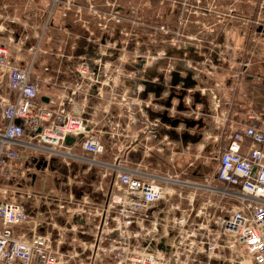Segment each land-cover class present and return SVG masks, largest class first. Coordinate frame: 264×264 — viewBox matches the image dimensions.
Instances as JSON below:
<instances>
[{"label": "built area", "instance_id": "built-area-1", "mask_svg": "<svg viewBox=\"0 0 264 264\" xmlns=\"http://www.w3.org/2000/svg\"><path fill=\"white\" fill-rule=\"evenodd\" d=\"M83 1L98 15L97 25L80 15ZM145 1L139 2L142 9L157 6L154 0ZM50 2L48 24L52 20L54 26L58 9L64 17L77 10L76 22L80 21L88 34L83 47L74 42L72 49L78 53L68 58L66 69L43 66L45 72L53 73L49 82L61 87L62 94L57 97L42 93L36 75L37 51L21 65L12 62L8 46L0 44V72L15 94L13 100H0V264H74L76 259L79 264H264V114L249 111L247 122L230 135L225 148L218 150L215 186L208 180V184H199L177 176L174 179L158 168L130 166L113 148L116 145L123 150L120 145L128 129L139 123L144 128L130 135L133 145L143 142L144 136L158 137L157 127L163 121L151 120L147 113L153 97L140 96L149 83L163 88L161 96L168 103L165 116L176 120L183 110L178 107L190 105L192 98L184 93L182 98L171 96L172 90L185 91L184 83H172V74L190 70L201 75L198 55L211 66L222 54L229 58L227 48L225 51L218 41L226 38V30L230 31L236 20L245 29L252 25L255 34L264 35V0H162L167 16L173 10L178 14L175 25L161 27L165 35L152 27L158 24L154 18L147 23H143L145 18L134 22L146 25L151 30L147 34L136 29L130 33L124 27L129 25L124 19L125 0ZM70 27L66 25L65 30ZM93 27L101 34L95 35ZM191 28L194 33L187 32ZM207 32L209 38H204ZM158 44H163L157 53L160 58L151 55ZM168 49L169 54L171 49L180 51L181 63L196 62V66L193 70L183 64L180 70L170 64L157 67L160 59L172 57ZM147 53L153 56L151 61ZM61 61L65 63L64 58ZM242 65L246 71L250 63ZM153 71L163 75L149 77ZM65 74H70L71 80L59 81ZM92 96L109 114L97 131V108L89 101ZM113 108L118 113H112ZM69 136L76 141L67 144ZM164 140L168 141V136ZM106 141L113 149L109 150V161L100 159L107 151ZM79 147L83 154L77 152ZM153 150L150 147L149 151ZM58 159L67 169L73 162L98 167L100 174L107 169L104 177L109 180L100 184V197H79L73 189L42 193L27 186L40 171L35 164L45 161L49 167ZM204 187L210 195L203 196ZM53 200L57 207L54 215L65 216V226L69 222L70 227L56 226V236L38 231L28 235L23 228L37 229L43 223L33 221L28 208L44 203L52 212Z\"/></svg>", "mask_w": 264, "mask_h": 264}, {"label": "crops", "instance_id": "crops-1", "mask_svg": "<svg viewBox=\"0 0 264 264\" xmlns=\"http://www.w3.org/2000/svg\"><path fill=\"white\" fill-rule=\"evenodd\" d=\"M4 7H9V3H7V0H0V10H4ZM230 38H221L219 39V43L223 45V48L226 50L227 46H225V42H228L230 44L231 42H234L235 47L232 50H228L226 54H229V60L230 58L234 61V64L231 66H228V63L226 60L228 59L227 55H220V59H215L213 61L214 66H211V64H207L208 60H204V57L199 56L197 57L198 60L202 61V64L200 65L199 72L201 70V75L204 76L207 75L209 77V74L211 76H220L219 78H214L215 85H212V92L215 94L216 99L214 98L213 104H211V101L209 103V100L206 98V93H203V97L201 101H197L205 106L206 110L208 111L210 109L211 114V120L215 122L214 128L212 127L211 132V138L210 141L212 143L217 144V149L220 150L221 148H225L229 142L230 135L234 132L239 130L243 127V125L247 122L248 113L251 110H256L260 114H264V48H261V41L260 39H264V35H257L252 31V25L249 28H246L242 25V22L239 20H236L234 22L233 26H231V29L229 31ZM61 37V36H60ZM27 39V38H26ZM23 40L22 45H28L27 40ZM251 43H254L253 46ZM18 46V44H17ZM41 44L39 45L40 49ZM73 44L70 46L69 51L66 52L64 50L65 54V62L62 64V59L60 58L59 54L61 52V48L50 47L49 55L42 56L41 53L38 52L37 54V66H36V75L39 76V82L42 88V93L46 94L48 96H55L57 97L59 94H62V90L59 84H53L49 82L50 76L53 74L52 72H45L43 66L47 65L50 68H61L66 69L68 67L69 59H72L73 54H77L78 51L72 49ZM23 46H18L17 51L11 54L10 52V60L14 63L18 64H25L28 62L31 57L34 54V49L37 48L34 47V45H30L27 47V49L24 52ZM246 48H249V56H246V59L241 56V53L246 50ZM242 49V50H241ZM10 51V50H9ZM28 51H30L28 53ZM231 51V53H229ZM246 53V52H245ZM252 55H259L261 57V64L260 67L256 65H252L251 60L253 57ZM241 55V56H239ZM69 58V59H68ZM217 58V57H216ZM227 60V61H229ZM240 60L249 61L251 67L249 66L246 71H244L245 68L243 67H236V62H239ZM245 61H240L239 64ZM206 63V64H205ZM209 63V62H208ZM244 71V72H243ZM206 74V75H205ZM0 75L3 77L2 73L0 72ZM70 74H65L64 76L59 77V81L62 79L71 80ZM152 75V76H151ZM150 76L153 77L156 75V73H152ZM188 77V76H187ZM56 80V76H55ZM195 82L193 80L191 75V82ZM201 82V81H200ZM205 82L202 81V84ZM46 85V86H45ZM209 90V86L204 88V92L206 90ZM163 88L159 87L158 83H149L147 85V88L142 92L140 95L141 98H147L149 99L150 96L153 97V105L147 108V113L151 120H154L156 118H161L163 123L157 127L158 128V137L153 138L150 142L149 140L145 143L140 142L136 145L132 144V139L129 138L130 135L136 131H138L141 128H144V126L139 123L137 127L129 128L128 136L125 138V141L121 146L123 150H121L116 145H113V148L117 151H119V155H121L123 158H126L130 166H136V165H144L148 168L153 169H161L162 172L164 170L162 169V160H163V154L164 148L160 146V144L165 145L164 138L165 136H168V141L173 138V134H176L175 136L177 138H180V140L184 141L183 143H189L193 140L195 141V135L198 134V132L194 131L195 127L199 125L197 123L194 127H189V129H186V127H183L182 121L185 123L187 121H199L200 117L192 116V115H185L183 116V119L179 121L177 125L173 124L174 120H171V118H167V120L164 118L166 114L165 106L168 105L167 98H163L162 95ZM218 92V93H217ZM0 100L6 99V100H13L15 97V94L11 91H9L7 85L6 89L2 93L0 92ZM159 96L157 99L160 103H156V97ZM81 102L82 100L79 99ZM90 106L97 108V116L94 118V121L98 123L95 126V130L102 129L104 125L106 124V120L109 119V114H105L102 106L99 103V100L94 98L93 96L90 97ZM199 106H197V110L199 109ZM72 106H69L71 108ZM0 109H1V102H0ZM114 109V110H113ZM112 109V113H118L115 108ZM203 109V108H202ZM201 109V110H202ZM90 110V109H89ZM195 113V111H192ZM185 114V113H184ZM0 127L3 125V118L1 117L0 113ZM123 123L126 122V119L121 120ZM208 123V122H207ZM206 127V126H205ZM201 130V129H200ZM202 134V130L199 131ZM208 132V128H207ZM179 133V134H178ZM199 137L202 138L203 136ZM203 135V134H202ZM207 135V133H206ZM108 139V137H107ZM191 140V141H189ZM220 140L223 142L221 143ZM209 141V140H208ZM107 144V151L100 156L101 160L109 161L112 159V155L110 154L109 150L111 149V145L109 141H106ZM185 143V144H186ZM158 145V146H157ZM204 146V145H203ZM150 147H153V151H149ZM160 148H163V151H158ZM79 154H83V150L79 147L76 149ZM217 150V152H218ZM113 151V149H111ZM107 152H109V155H107ZM179 155L183 154L185 155V150L179 151ZM28 161L33 160L31 158L27 159ZM36 162L33 160V163ZM29 163V162H28ZM39 163V162H38ZM38 163L35 164L37 170L40 169L39 172H37V175L33 174V181L29 183L28 185L25 184L24 186H28L35 190L36 192H52V191H71L70 189H73L77 196L82 197V195L90 194L93 198H99V190H100V184H106L109 180L108 176L104 177V173L108 174L107 169H103V172L100 174L98 167H91L88 164L82 163V162H73V164L70 166V168H66L65 165L58 159L53 160L51 165L49 167H44L41 165L40 168H38ZM158 163H161V166L158 167ZM194 166V163L191 165ZM46 169V170H45ZM65 170V172L63 171ZM50 176L51 181H47V177ZM70 178V179H69ZM47 189H41V186L46 187ZM62 185L66 186L64 188ZM29 203L31 201H28ZM32 203V202H31ZM49 208L45 206L44 203L39 205H34L32 208H28V211H30L32 215L33 221L38 219L42 221L43 223L40 225L39 228L29 227L26 226L25 229L28 235H31L30 231H38L41 233H49L56 236L58 233L56 226L69 228L71 224H67L65 226L66 218L65 216H55L54 213L57 211V207L55 204V200L52 202L51 210L52 212H49ZM52 217V222L49 223L50 218ZM57 221V222H56ZM58 223V224H57ZM76 224V223H74ZM22 229V228H21ZM72 232L70 231L69 235H71ZM74 264H79V260L76 259Z\"/></svg>", "mask_w": 264, "mask_h": 264}, {"label": "rangeland", "instance_id": "rangeland-1", "mask_svg": "<svg viewBox=\"0 0 264 264\" xmlns=\"http://www.w3.org/2000/svg\"><path fill=\"white\" fill-rule=\"evenodd\" d=\"M3 1V0H2ZM130 0H125V7L127 8L125 13L126 15L124 16V19L126 22L129 24L127 27L124 26L130 33H133L132 31L136 29L137 31L143 30L145 34H147V31H151L146 25L144 24H138L135 25V20L136 18H145L143 20V23H147L151 21L152 18L158 23V24H152V27H155V29H159L161 31V34L165 35L164 32L161 30V27L163 25H169V23H172L175 25V22L177 23L178 19V14L173 10L172 12L169 11V16H167V11H166V6L165 4H161L162 0H154L155 3H157V6L154 9H149L147 7H144L143 9L139 7V2L140 3H145V0H131L130 2H134L135 4H131L129 2ZM99 1H97L98 3ZM7 3H9V7H4V10H0V44L3 43L6 46H8L11 54L17 51L18 46H23L24 52L27 49V47L30 45H34V47L37 48V46H40V49L37 52L41 53L42 56L49 55V50L50 47L56 48H61L60 52V58H62V54H66V52L69 51V48L74 42H77L78 46L83 47L85 43V37L88 34L87 30L85 29L86 27H83L82 23L80 21L76 22L77 17L75 16V12H70V14L67 17L63 16V10L58 9L56 11L57 17L53 20L54 26H51V22L48 24V17H49V11L51 9V2L50 0H7ZM86 1H83L82 5L83 8L81 9L82 16L90 18L91 25H97L98 22H100L98 15L94 11L89 10L90 6L88 9L86 8ZM81 5V4H80ZM100 4H97L99 6ZM134 7V8H133ZM139 7V9H138ZM161 7V8H160ZM129 12V13H128ZM244 14H246V10H242ZM247 15V14H246ZM167 16V17H166ZM97 18V19H96ZM79 20V19H78ZM167 20V22H165ZM137 21V20H136ZM66 25H71L70 30H65ZM86 25V24H85ZM135 25V26H134ZM94 29V34L97 35L98 33L101 34L99 30H97L95 27ZM195 29L191 28L188 30V33H194ZM226 38H230V33L229 30H226ZM228 33V34H227ZM98 34V35H100ZM210 33H206L205 37L209 38ZM80 36L77 38V36ZM61 36V37H60ZM27 38V39H26ZM159 38H162L161 36ZM27 40L28 45H22L23 40ZM261 43V48H264V39H260ZM178 42V41H176ZM18 44V46H17ZM254 43H251L253 46ZM225 46H227V50H232L235 47L234 42H231L228 44V42H225ZM163 49V44H158L155 45V47L151 50V55H156L157 57L159 56L157 53ZM170 49V48H169ZM169 49H168V54H169ZM242 50V49H241ZM36 49H34L33 52H35ZM30 51H28L29 53ZM231 52V51H230ZM246 52V53H245ZM26 53V52H25ZM44 54V55H43ZM149 60L151 61L153 56H151L149 53ZM179 55H181L180 51L171 49L169 56H172L171 58L166 57L164 59H160L157 67H164L166 68L168 64L171 66H177L176 70H180L179 68H183L181 64L190 66L193 70L194 66H196V62H186L181 63L179 60ZM243 55V56H241ZM241 57L243 59H246V56H249V48H246L245 51L241 53ZM253 57L251 60L252 65H256L260 67L261 64V57L259 55H252L250 56ZM66 59L65 57H63ZM160 58V57H158ZM229 60V58L227 59ZM226 62L229 65H233L235 60H232L230 58L229 61ZM240 61H245V60H240ZM239 61V62H240ZM65 62H67L65 60ZM239 62H236V67H243V65ZM250 65V67L252 66ZM244 68V67H243ZM149 73V77H151L152 73ZM156 73V72H155ZM189 73L192 75L193 80H196L197 83L196 85L190 86L186 85V80L185 78H188ZM151 75V76H150ZM163 74L158 73L157 75H154L153 77L157 76L160 77ZM181 78H184L183 82L185 85L182 84V88L185 89V91L178 93L172 90L171 96L173 95L180 97V95L183 96V93L186 94L187 97L192 98V102L190 105H184L182 108L183 110H180L178 107V110H180L179 115L180 117L177 118V120H182L183 116L185 115H192V116H199L200 120L203 121V124H199L198 126L195 127V132L197 131L198 134L195 135L196 140L189 142V143H183L184 141L180 140V138H177L173 134L174 139H170L169 141H165V145L160 144L161 147L164 148L165 154H163V160H162V169L164 170V173H170L171 176L176 179V176L184 181L186 180H191V181H196L199 184H208L207 180L212 186L217 185L216 180H215V175L218 167L217 163V144L212 143L209 138H211V132H212V127L214 128L215 122L211 120V114L210 109L207 111L205 106L202 105L201 103L197 101H201V98L203 97L204 88L209 86V90L207 89L205 91L206 93V98L209 100V103L211 101V104H213L214 98L216 99L215 94L212 92V85H215L214 78H219L220 76H211L209 74V77L202 75H199L197 73H193L192 71H186L184 73L179 74ZM194 75V76H193ZM195 81V82H196ZM203 81L205 82L202 84ZM172 83H173V74H172ZM181 83V82H179ZM46 86V85H45ZM200 86V87H198ZM6 89V81L3 79V77L0 75V92L2 93V90L4 91ZM218 93V92H217ZM197 94H199V100H197ZM1 96V95H0ZM185 96V97H186ZM105 98H109V95L105 93ZM156 103H160L155 100ZM199 106V109L203 108L202 110H197V106ZM183 111V113L181 112ZM192 111H195L193 113ZM185 113V114H184ZM1 122V121H0ZM208 122V123H207ZM183 127L186 129H189L186 126V123L182 121ZM206 126V127H205ZM178 127V125H177ZM208 128V132H207ZM202 130V134L199 132ZM199 133L201 134L200 136H203L202 138L199 137ZM207 133V135H206ZM179 134V133H178ZM123 139V136L121 137ZM152 141V139H146L144 136V141L145 143L147 141ZM209 140V141H208ZM143 141V142H144ZM191 141V140H189ZM222 143L223 141L220 140ZM204 145V146H203ZM158 146V145H157ZM185 150V155H179L178 152ZM107 155H109V152H107ZM184 156L185 162L182 161ZM191 163H194V166H190ZM51 178L50 176L47 177L46 182H50ZM46 187L41 186V189H47ZM64 188L66 186L62 185ZM205 188V187H204ZM202 194L203 196L210 195V192L208 190L202 189ZM187 195V194H186ZM186 202V201H185ZM187 205V203H184Z\"/></svg>", "mask_w": 264, "mask_h": 264}, {"label": "water", "instance_id": "water-1", "mask_svg": "<svg viewBox=\"0 0 264 264\" xmlns=\"http://www.w3.org/2000/svg\"><path fill=\"white\" fill-rule=\"evenodd\" d=\"M183 79H184V78H181L178 72H175V73L173 74V83H174V85L178 84L179 82L184 83V82H183V81H184ZM185 80H186V85H189V84L191 83V74H190V73H189L188 78H185ZM184 84H185V83H184ZM194 84H195V82H192V83L190 84V86H193ZM196 96H197V100H199V94H197ZM179 98H182V96H180ZM42 100L45 101V102H48V98H47V97H42ZM183 107H184V105L181 104V105H180V109H182ZM164 118L167 120L168 117L165 116ZM200 122H201V120H199V121L193 120V121H187L186 124H187V126H189V127H194L197 123H200ZM178 123H179V120H177V119L173 121V124H174V125H177ZM81 136H82V135H80L79 137H81ZM75 141H76V138H75V137H71V136H69V137L67 138V140H66L67 144H72V143L75 142ZM41 165H43L44 167H46V166H47V162H45V161H40V162L38 163V168H40Z\"/></svg>", "mask_w": 264, "mask_h": 264}, {"label": "flooded vegetation", "instance_id": "flooded-vegetation-1", "mask_svg": "<svg viewBox=\"0 0 264 264\" xmlns=\"http://www.w3.org/2000/svg\"><path fill=\"white\" fill-rule=\"evenodd\" d=\"M192 82H193V81H192ZM192 82H191V83H192ZM191 83H190V84H191ZM201 100H202V98H201ZM199 124H203V121L201 120V122H200ZM63 171L65 172V170H63Z\"/></svg>", "mask_w": 264, "mask_h": 264}]
</instances>
